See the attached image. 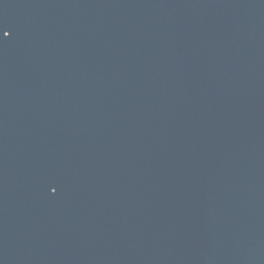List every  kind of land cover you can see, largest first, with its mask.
Instances as JSON below:
<instances>
[{"label": "water", "instance_id": "obj_1", "mask_svg": "<svg viewBox=\"0 0 264 264\" xmlns=\"http://www.w3.org/2000/svg\"><path fill=\"white\" fill-rule=\"evenodd\" d=\"M0 264H264V0H0Z\"/></svg>", "mask_w": 264, "mask_h": 264}, {"label": "snow or ice", "instance_id": "obj_2", "mask_svg": "<svg viewBox=\"0 0 264 264\" xmlns=\"http://www.w3.org/2000/svg\"><path fill=\"white\" fill-rule=\"evenodd\" d=\"M55 190V189H54Z\"/></svg>", "mask_w": 264, "mask_h": 264}]
</instances>
